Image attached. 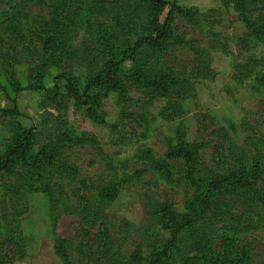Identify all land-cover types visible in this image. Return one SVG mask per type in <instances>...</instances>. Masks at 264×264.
Listing matches in <instances>:
<instances>
[{"label": "rangeland", "instance_id": "obj_1", "mask_svg": "<svg viewBox=\"0 0 264 264\" xmlns=\"http://www.w3.org/2000/svg\"><path fill=\"white\" fill-rule=\"evenodd\" d=\"M166 1L0 0V264H264V58Z\"/></svg>", "mask_w": 264, "mask_h": 264}, {"label": "trees", "instance_id": "obj_2", "mask_svg": "<svg viewBox=\"0 0 264 264\" xmlns=\"http://www.w3.org/2000/svg\"><path fill=\"white\" fill-rule=\"evenodd\" d=\"M160 10L161 12H165L166 9L169 11V14L171 12V9H173L174 5L169 4L166 0H151ZM257 0H229L227 3V6L230 9H234L237 12L238 18L241 21L242 24L245 25L246 32L248 37L254 36L255 40L257 41L253 48L259 47L260 49V58H264V46H262V43L264 44V16L257 14L256 16H251V7L256 6ZM165 24H161L160 21L157 19L155 21V27L159 30V38L160 40L163 39L164 35V27ZM154 40L152 39V42H148L150 44H153ZM134 51V50H133ZM131 51V52H133ZM251 61V60H250ZM258 60H255L253 62H257ZM264 87V84H263ZM68 90L79 97V91L74 86L72 82H69ZM9 158H4L0 161V169L8 166L10 164Z\"/></svg>", "mask_w": 264, "mask_h": 264}]
</instances>
